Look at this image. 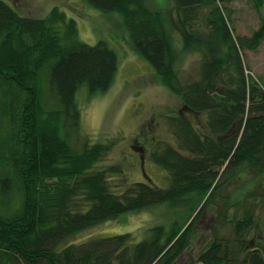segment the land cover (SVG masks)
<instances>
[{
	"label": "trees",
	"instance_id": "1",
	"mask_svg": "<svg viewBox=\"0 0 264 264\" xmlns=\"http://www.w3.org/2000/svg\"><path fill=\"white\" fill-rule=\"evenodd\" d=\"M239 1L260 15L251 36L235 32ZM87 2L123 16L135 51L189 113L206 119L199 128L182 114L168 118L177 146L164 143L151 160L167 171L169 187L112 190L120 168L96 170L111 145L88 142L77 95L86 88L91 100L110 90L116 52L103 41L82 42L77 22L59 8L32 19L0 0V264H175L219 191L264 175V86L243 59L264 44V0H173L183 49L202 55L200 79L188 85L179 82L180 51L163 12L146 0ZM159 206L181 213L141 242L126 233L66 245L96 225ZM256 224L249 213L237 220L234 241L215 238L195 264H264Z\"/></svg>",
	"mask_w": 264,
	"mask_h": 264
},
{
	"label": "rangeland",
	"instance_id": "2",
	"mask_svg": "<svg viewBox=\"0 0 264 264\" xmlns=\"http://www.w3.org/2000/svg\"><path fill=\"white\" fill-rule=\"evenodd\" d=\"M3 1L21 16L32 19H45L54 8H59L77 22L82 42L95 46L103 41L116 52L119 68L110 90L91 100L86 88L77 95L81 130L88 142L111 145L96 170L110 166L120 168V173L110 178L112 190L118 193L137 182L161 189L169 187L167 171L151 160V154L164 143L177 146L168 118L182 114L199 128L203 127L206 118L189 113L182 99L161 83L153 66L133 48L123 16L103 12L87 0ZM146 3L152 10L163 12L165 26L180 51L176 64L180 84L188 85L199 80L202 55L183 49V41L174 25L177 14L173 0H146ZM232 7L236 34L251 36L260 25L258 11L247 1L236 2ZM243 59L248 74L264 86V44L257 51H245ZM252 176L232 180L219 191L214 204L206 207L197 222L189 249L175 264L197 263L215 238L234 241L236 221L248 213L257 222L253 238L264 236V175ZM180 213L181 210L174 211L168 206L127 213L75 235L66 245L126 233H132L138 243L146 238L148 229L169 225Z\"/></svg>",
	"mask_w": 264,
	"mask_h": 264
}]
</instances>
